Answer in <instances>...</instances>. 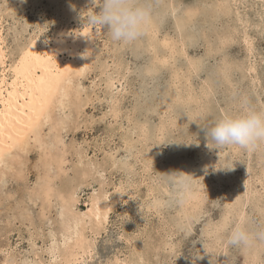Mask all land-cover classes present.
Returning a JSON list of instances; mask_svg holds the SVG:
<instances>
[{"label":"rangeland","instance_id":"374dc122","mask_svg":"<svg viewBox=\"0 0 264 264\" xmlns=\"http://www.w3.org/2000/svg\"><path fill=\"white\" fill-rule=\"evenodd\" d=\"M171 1L152 0V4L161 5L162 11L159 13H163V9L167 8L173 11L170 7ZM180 1H174L175 9L181 5L176 11L178 16L183 12L184 5L193 1L202 2L207 6L217 4L216 0ZM236 1L232 2L236 14L222 15L220 20L215 21L218 26L210 24L209 20L214 14L210 11H207L210 15L204 20V16L194 21L182 20V13L179 24L178 21L175 22L177 20L175 15L170 13L169 16L172 18L162 24L159 22L162 30L171 32L173 39L178 40L180 37L178 34L180 27L177 26L181 25H187L188 28L191 26L189 30L194 31L192 32L194 36L186 38L189 44H192L187 49L186 56L175 55L171 60L172 64H166L169 66L168 69L165 68V64L163 65L164 75L161 74V77L157 78V83L154 84L155 91L147 96L148 100L145 96L142 97V94L146 95L142 91V72L150 65L151 49L150 52L144 51L149 41L147 38L149 31L144 29V34L129 44L113 41L107 32L98 34L99 37L97 36L94 42L92 59L85 63L81 74L74 76L77 81L72 78L70 87H67L68 96L61 95V101L56 100L53 117L46 122L42 130L41 143L31 140L26 151H20L21 160L18 163L15 159L8 158L0 165V262L52 264L51 260L54 259L52 250L56 249L57 259L63 264H248L254 249L241 250L227 245V230L224 231L223 237L226 241L219 240L216 243L214 237L208 235L206 230L207 223L220 221L222 214L228 209V193L235 191L243 197L241 202L237 200L236 206L235 202L232 203L234 213L230 215L229 229L239 221H243L249 229H256L264 224V146L246 151L230 145L219 150L214 148L216 146L211 141H207L204 131L226 115L239 114L245 102L257 111L264 110V0ZM93 10L100 9L92 0H0V26L2 25L1 31L8 56L7 69L19 60L26 50L24 48L30 45L35 36L47 39L66 27L92 28L85 20ZM235 17L247 19L249 22L246 21L244 27L243 23L234 20ZM230 21L232 22L229 23ZM232 23L236 26L234 29L238 30H234L237 39L224 48V45L220 44V36L212 30L221 26L231 28ZM193 24L196 25L192 26ZM205 28L208 31L203 34ZM245 28L251 36L249 45L243 38ZM225 31L229 32L230 29ZM209 32L210 39L207 36ZM81 52L83 53V50ZM225 58L229 62L228 65L222 62ZM189 59L199 62L198 70H194L195 77L189 82L182 77L183 85L173 83L172 72L176 67H184L187 70ZM235 62L240 64L235 67ZM2 69L0 64V72ZM224 73L228 78L223 77ZM8 75L9 78L12 77L10 72ZM207 75L214 79L213 96L216 95V103H209L202 109L201 117L193 112L188 114L187 120L184 121L185 127L179 130L170 124L175 117V113L170 112L166 116L168 120L166 124L169 125L162 134L158 127L161 116L165 113L160 106L155 105L159 104L161 98L165 96L170 98V95L176 94L179 91L177 86L181 87L182 95L187 92L185 89H189V86L193 85L195 89L204 87ZM79 96L82 99L78 102ZM173 104L179 108L178 113L183 112L187 106L183 98L179 97L174 98ZM75 105L81 107L77 109L78 106ZM178 105L181 106L177 107ZM178 113L176 111V115ZM144 123L149 128L147 138L141 132ZM49 152L54 156L56 152V156L65 158L62 170L58 167L57 161L50 164L52 169L47 167ZM149 152L159 153L154 156L151 165L145 162L150 155ZM218 153L230 154L234 172L225 170L228 169L225 167L222 168L224 173L218 174V167L209 162L208 169L202 171L204 158L213 154L219 160ZM182 162L192 163L193 175L196 177L193 181L200 184L206 196L203 205L195 209L201 213V219L194 223L188 233L185 230H176V221L180 219L178 207L181 206L173 199V192L168 198H164L165 206L160 204L157 206L159 201L155 198L160 197L158 189L154 191L155 193L148 191L157 182L158 186L165 184L168 181L167 174L180 169ZM86 165H90L87 166L88 169ZM52 176L55 179L56 190L77 188L81 196L76 204L77 211L87 210L91 205V196L96 192L101 196L105 195V198L109 196L107 202L112 209L103 227L98 228V224L91 222V218L94 221L96 216L92 215L91 218L87 216V220L90 221H86L85 235L87 240L93 238L91 242L93 249L85 253V256L81 254L77 261L65 262L64 256L68 255L69 246L75 242V235L71 232L73 230L67 227L63 203L60 202L62 200L58 199L56 193L48 199L49 201L40 195L42 191L39 189ZM250 179L254 184L251 189H247L246 180ZM39 197H43V200ZM151 204L153 206L149 208ZM209 246L212 249L213 246L217 248L214 253L211 252V248L208 249ZM257 253H259L257 264H264V249H257Z\"/></svg>","mask_w":264,"mask_h":264},{"label":"bare ground","instance_id":"6f19581e","mask_svg":"<svg viewBox=\"0 0 264 264\" xmlns=\"http://www.w3.org/2000/svg\"><path fill=\"white\" fill-rule=\"evenodd\" d=\"M174 1H176V0H172L171 1V5H170V7L172 8L173 11H171V10H169L167 8V9H163V13H159V11H162V10H160V9H162V7H160L161 5L160 6H158V5L156 6V3L154 2L155 3V5H154V4H152V0H150L151 6H152V8H151V19H150L149 23L145 26V29H147L146 31H149L148 37H147V34H146V37L149 39V41L147 42V44H146V46L144 48V51H149L150 52V49H151L152 53L151 52L149 53V56H150V65H149V67L144 69V71L142 72V91H143V93L146 94V95L142 94V97L145 96L147 98V96L151 95L155 91L154 84L157 83V78L161 77V74L164 75V73H163L164 72L163 65L165 64V68L168 69L169 66L167 67L166 64L167 63L172 64L171 60L174 59L175 55H177V54H182L181 56H186L187 53H188L187 49H189V47H191L190 45H192V44H189V41H187V39H186V38H188V36H191V37L194 36V35H192V32H194V31H192V29L189 30L190 28H192L191 26L189 28L187 27V25L177 26V27H180L178 29L179 30L178 34H180V37L178 36L179 38L177 40V39H173L171 37V32H169V31L166 32L165 30H162V28H161L162 25L160 27L159 22H161V24H162V23L166 22V20H169L170 18H172V17L169 16L170 13L175 15V17L177 18V20L175 22L178 21L179 24H180L179 21L181 19V14L182 13H183L182 14V20H189V21L193 20L194 21V19L196 20L197 18H201L203 16H204L203 17V20H204L205 17H208L210 15V13L207 12V11H210L211 13L212 12L214 13V14H212V17L209 20L210 24L218 26V24H216L215 21L216 20H220L222 15L233 16L234 13L237 12V11L233 10V8H235V7H233V5H232V2L236 1V0H216L217 4L216 3L215 4H208V6L205 5V4H202V2L193 1L190 4L184 5L183 12L179 14L180 16H178L177 15L178 12H176V11H177V8L180 7L181 5L180 6L178 5V7L175 9ZM180 2H182V1H180ZM157 4H160V3L157 2ZM182 4H184V3H182ZM67 5H69V4H67ZM68 11L70 12V10H68ZM260 16H261V14H260ZM178 18H179V20H178ZM244 18H246V17H244ZM234 20H236L239 23H243L244 27H245V22L247 21V19H243V18H240V17H237V18L235 17ZM231 22L232 21H230L229 23H231ZM247 22H249V21H247ZM185 24H188V23H185ZM190 24H191V22H190ZM195 25L196 24H193L192 26H195ZM233 25H232L231 28H225V27L221 28L222 27L221 26V27H215V29L212 30L213 33L216 32V35L220 36V40L219 41H220V44L224 45V48L227 45L230 46V44H232V41H234V39L235 40L237 39V38H235V35H237V34H235L236 33L235 31H238V30H235L236 26H235V24H233ZM1 26H0V64L3 67V69H2V72H0L1 73L0 74V165L3 164L4 161L7 160L8 158H11V160L15 159V161L18 163V161L21 160L20 159V151L25 152L26 148H27V145L30 143L31 140L34 139V140H36V141L41 143V141L43 140L42 139V137H43L42 136V130L44 128V125L46 124V122H48L50 119H52L56 103L58 101H61V95L63 97L67 95V92H68L67 91V87L68 86L70 87L69 84H71L72 78L75 80L74 76L81 74L82 71H83V68L85 67V63H89V61L92 59L91 57L94 54L93 53L94 52L93 51L94 42H95V40H96V38L98 36V34L95 35V36L92 34V28H90L89 26L86 27V28H83V29L82 28L81 29H79V28L70 29L68 27L62 28L59 31H57L53 37H50V38H47V39H42L39 35L35 36L31 40L30 45L28 44L29 46H26L24 48L26 50L23 51V55L20 56L19 60L16 61L15 63L11 64L10 68L7 69L8 68L7 67L8 56H7V52L5 50V46H4L5 40H4V37H3L4 35H3L2 31H1ZM242 28H243V26H242ZM225 29H230V31L229 32L225 31ZM238 29H239V27H238ZM94 31L95 30H93V32ZM173 31H174V29H173ZM207 31L208 30L205 28L203 30V34L206 33ZM213 33H212V36H213ZM248 33H249L248 29L245 28L244 29V33H243L245 35V37H243V36H241V37H243L245 39L246 43H248V45H249L251 36H249ZM207 36L208 37L210 36V32L208 33ZM209 39H210V37H209ZM233 43H235V42H233ZM180 46H181V48H180ZM152 49H153V51H152ZM81 50H83V53L81 52ZM249 51H250L251 54H253V51L251 49H249ZM206 53H207V51H206ZM207 54H210V53L208 52ZM143 56L144 55H143V52H142V58H143ZM197 62H198V60L195 61L193 59H189V62L187 64V70H185L184 67H180V68L176 67V69L172 72L173 74L171 75V80H173V83H175V84L177 83V84L183 85L182 77H185L187 82L192 80V77L193 78L195 77L194 70H198V65L197 64L199 62L198 63ZM222 62H223L224 65H228V63H229L227 58L222 60ZM237 64H240V63H238V62L236 63L235 62V67H236ZM205 68H207V67H205ZM253 68H255V66ZM233 70H235V68ZM84 71H85V69H84ZM8 72H10V74H12L11 78H9ZM78 77H76V78H78ZM223 77L228 78L226 73L223 74ZM77 80H75V81H77ZM213 81H214L213 77H211V76L208 77V75H207V78L204 79V83H205L204 87H202V88L200 87V88L195 89L193 87V85L189 86L188 87L189 89H185L187 92L184 95H182L183 92L180 89L181 87L177 86L179 91H177L176 94L170 95L169 96L170 98H166V96L161 98L159 104L155 105V107L156 106H160L163 109V112L165 113L163 116H161L160 126L158 127L159 131L162 134H164V131L167 130L166 128L168 127L169 124L168 125L166 124V122L168 121L166 119V116L170 112L175 113L174 114L175 117H173L171 123L170 122L169 123L174 125L175 128H177L178 130L181 129V128L183 129V127H185L184 121L187 120L188 114L190 115V114H193V113L194 114L197 113L196 116H200L201 117L202 109H205V107L209 103H211V104H215L216 103V101H215L216 95L213 96L214 91H215L214 82ZM191 83H192V81H191ZM92 89H93V87H92ZM220 90H221V88H220ZM77 91H78V88H77ZM70 93H68V94H70ZM75 93H76V91H75ZM75 93H74V95H75ZM71 95H73V94H71ZM88 96H89V94H88ZM176 97H179L181 99L183 98V102L187 105L183 109V112L185 114L183 112H181V113L179 112L178 113L179 108H176V105L173 104V100ZM70 99H72V96L70 97ZM75 99H77V98H75ZM79 99H82V98L79 96L78 97V102L80 101ZM56 100H57V102H56ZM146 100H148V98ZM82 101H84V100H82ZM113 101L114 100H112V102ZM143 101H144V99H143ZM66 102H67V100H66ZM70 103H72V102H70ZM86 103H88V102H86ZM75 106H78V105H75ZM179 106H181V105H178L177 107H179ZM80 107L78 106L77 109L80 108ZM77 109H76V112H77ZM82 109H83V107H82ZM74 110H75V108H74ZM113 111H114V109H113ZM176 111H177L178 115H176ZM180 117H182V118H180ZM56 118H58V117H56ZM198 124H200V123H198ZM47 127H49V125ZM58 128H60V127H58ZM47 129H49V128H47ZM141 132H143L145 134V138H147L146 135L149 133V128H148V126L145 123L142 125V131ZM47 135H48V133H47ZM143 139H144V137H143ZM176 148L179 149L178 146H176ZM179 151H180V149H179ZM39 153H40V151H39ZM63 153H64V151H63ZM149 154L150 155H149V157L147 156V158H146L147 161H145V162L146 163L149 162L148 165H151L152 162L154 161V158H155L154 156L155 155H159V153L156 154V153H153V152H149ZM56 155H57L56 152H55V156L53 155L52 152H49V154H48L49 161L46 162V165H47V167L50 168V164L52 162L56 163V161H57L58 162V167L62 170L66 160H65V158L63 156L58 157ZM64 155H65V153H64ZM43 157H45V156H43ZM218 157H219V160H217V157H215L213 154L210 155V156H206L204 158L205 162H203L204 167L202 168V171L206 170V168L208 169V162H209V163H211L213 165L215 164L216 167H218V171H219L218 174H220V173L223 174L224 173L223 172L224 169H222V168H225V167L228 168V169H225V170H229V171H233L234 172V167L231 165V159H230L231 156H230V154L225 153V154L222 155L221 153H218ZM222 161H223V163H221ZM16 162H15V164H16ZM101 164H102V162H101ZM174 164H175V166H177L176 162H174ZM96 165H97V163H96ZM180 165H181L180 169H178L176 172H183V173H185V174L190 176V178H191V188H190L189 196H188L187 200L185 201V203L183 205H180L181 208L178 207V214L180 215L178 218H180V219L176 221V225L175 226H176V230H178V231L185 230L186 233H188V232H190L192 230L194 223L201 219V213L198 210H195V209L200 207L201 205H203L204 199L206 198V196H204V189L200 187V184H197L196 182L193 181L196 177L193 175L194 173H193L192 163L189 164L188 162H186V163L182 162V164H180ZM87 166L88 165H86V167ZM44 167H46V166H44ZM51 167H53V166H51ZM88 167H87V169H88ZM122 168H124V167H122ZM3 169H4V167H3ZM50 169H52V168H50ZM56 170H57V168H56ZM83 170H84V168H83ZM106 170L107 169H105V171ZM129 170H130V168H129ZM19 171H20V169H19ZM52 174H54V173H52ZM83 174H81V175H83ZM248 174H250V172L247 173V175ZM55 178H57V177H55ZM0 179H1V177H0ZM54 182H55V179L53 178V176L50 177L46 181V183H44V181H43L44 185L40 182L43 186H42L41 189H39V190L42 191V193L41 194L39 193V194L42 195L45 198V200L46 199L48 200L49 198L52 197V195H55V193H56L57 196L59 197L58 199L62 200L60 202L63 203V205H62V207H63V215L66 218L65 221H67V223H68L67 227H68V229H72L73 231H71V232L72 233L74 232V235H75L74 236L75 238L73 237L75 242L69 246V248L67 250V252L69 251L68 255L64 256V257H66L65 258L66 261L65 260L64 261L65 262H68L70 260L77 261V260L80 259L79 256L81 254L83 256H85L84 255L85 253H88V252H90L93 249V246H92V243H91L93 238L87 240L88 239L87 235H85V230H86V227H87V226H85V224H87V222L89 220V219L87 220V216L90 217V218H91L92 215L96 216V220L94 219V221H93V219L91 218V220H92L91 222H95L96 224H98V228L99 227H103L105 225V223L107 222V220L109 218L110 210L112 209L111 205L107 202L108 199H109L107 197H109V196L106 195L107 197L105 198V195L101 196V195H99L100 193L96 192V193L92 194V196H91V205L89 206V208L87 210L77 211L76 204L79 201V198L81 197V196H79V194L77 192V188H70V189H64V190L63 189H61V190L57 189L56 190ZM157 184H158V182L155 183L153 186H151L148 189V191L150 193H155L154 191H156L158 189L157 191H159L160 197H159V199H158V197L155 198V200L159 201V203H157V206L159 204L165 206L164 198H168L169 195L172 194V192H173L172 191V187L173 186L168 181L165 184H162L161 186H158ZM193 184L195 186H193ZM253 184L254 183L252 182V179H250V180H246L245 186L248 185L247 189H251ZM27 186H29V185H27ZM37 188H39V187H37ZM120 191H121V188H120ZM120 191H119V193H120ZM34 192H36V191H34ZM242 197L243 196L241 194H239L237 191L228 193V209H226L224 211V214H222V217H221L220 221L218 223H207L206 230H208V235L213 236L214 237V241L216 243H218L219 240L221 242H225L226 241V238L223 239L225 232H219L218 231V227L221 224L225 223L226 221L228 223L230 222V219H231L230 215H232L234 213L233 209H232L233 208V204L235 202V206H236L237 200H239L241 202V198ZM39 198H41V197H39ZM116 198H119V197H116ZM116 201H118V200H116ZM252 203H254V202H252ZM21 205H23V204H21ZM154 205H156V204H154ZM152 206H153V204L149 205V208H151ZM157 206H154V207H157ZM47 209H48V207H47ZM40 210H42L41 207H40ZM255 210H256V208H255ZM259 211H260V209L258 210V212ZM245 223H246V221H245ZM42 228H43V226H42ZM66 237H68V236H66ZM159 244H161V243H159ZM147 246H148V244H147ZM157 247H158V245H157ZM213 247L214 248L212 249L211 246H209L208 249L211 248V252L214 253L217 248L215 246H213ZM9 248H11V247H9ZM52 254L54 256V259L51 258L52 259L51 260L52 264H63L62 262L58 261V259H57L56 249L52 250ZM251 255H252L251 256L252 259L248 260V264H252V263L253 264H257V262H258L257 259L259 258V253H257V249H254V251L251 253ZM61 256H62V253H61ZM253 260H254V262H253ZM2 264H10V263L4 261V263L2 262ZM37 264H42V263L40 262V263H37Z\"/></svg>","mask_w":264,"mask_h":264},{"label":"clouds","instance_id":"9594fccd","mask_svg":"<svg viewBox=\"0 0 264 264\" xmlns=\"http://www.w3.org/2000/svg\"><path fill=\"white\" fill-rule=\"evenodd\" d=\"M92 3L99 5L100 9L90 12L85 20L92 26V34L107 32L116 42H134L144 34L145 26L151 19L150 0H92ZM204 131L207 141H211L216 149L235 145L246 151L255 150L264 146V110L257 111L245 102L239 114L226 115ZM167 175L174 189L173 199L178 205H183L191 188L190 176L183 172ZM226 230L227 245L241 250L264 249V224L249 229L243 221H239L229 229L226 221L218 227V231Z\"/></svg>","mask_w":264,"mask_h":264}]
</instances>
